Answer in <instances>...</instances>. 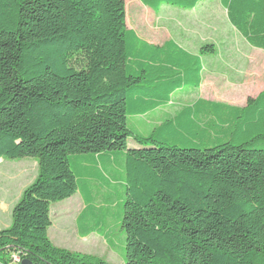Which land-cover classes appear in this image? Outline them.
<instances>
[{"label": "trees", "instance_id": "trees-1", "mask_svg": "<svg viewBox=\"0 0 264 264\" xmlns=\"http://www.w3.org/2000/svg\"><path fill=\"white\" fill-rule=\"evenodd\" d=\"M139 1L158 12L201 0ZM218 1L264 50V0ZM211 53L210 43L191 53L173 39L139 38L126 27L125 0H0V158L37 164L0 229V264H111L55 246L47 232L51 203L80 190V233L114 246L105 219L113 199L84 191L70 163L105 152L123 156V264H264V89L243 106L198 98L148 137L127 125L178 88H198Z\"/></svg>", "mask_w": 264, "mask_h": 264}, {"label": "rangeland", "instance_id": "rangeland-1", "mask_svg": "<svg viewBox=\"0 0 264 264\" xmlns=\"http://www.w3.org/2000/svg\"><path fill=\"white\" fill-rule=\"evenodd\" d=\"M126 0L125 23L127 28L134 29L141 38L162 42L174 39L186 50L198 51L204 44H212L215 52L202 57V83L199 88L182 87L166 107L145 115H128L127 125L133 135L148 137L157 123L167 119L181 106L190 104L195 98H241L243 104L247 93L255 94L264 86V52L251 48L239 33L229 24L224 9L218 0H203L193 9H181L163 4L158 14L136 10L134 2ZM143 8V7H142ZM243 102V103H242ZM168 143L182 146L177 139ZM129 144H136L129 139ZM137 146V144H136ZM36 161L32 158L0 160V228L11 223V208L18 201L23 189L28 186L37 174ZM115 202L109 215H105L110 226L111 247L107 241L91 237L78 238L74 213L82 206L80 199L66 204L63 201L51 203L49 215L54 225L48 230L52 240L58 236V221H67V232L64 227L58 241L66 249L98 256L111 264H123L125 233L121 227L120 211L123 203V188L116 186ZM76 196V195H75ZM68 207V208H66ZM65 212L63 215L58 213ZM69 212V213H66ZM67 222V223H68ZM67 233V234H66ZM99 239V241H98ZM63 248V247H62Z\"/></svg>", "mask_w": 264, "mask_h": 264}, {"label": "crops", "instance_id": "crops-1", "mask_svg": "<svg viewBox=\"0 0 264 264\" xmlns=\"http://www.w3.org/2000/svg\"><path fill=\"white\" fill-rule=\"evenodd\" d=\"M201 1H203V0H201ZM197 5H196V7H197ZM134 6H135V8H137L136 10H138V11L140 10L141 12H146V13L152 12V13L158 14L161 11V7H160L158 12H154L151 8L145 6L139 0H136L134 2ZM125 7H126V0H125ZM225 13H226V11H225ZM129 29H132V28H129ZM132 30H134V29H132ZM135 33H136V35L139 38H141L136 31H135ZM141 39H143V40H145V41H147L148 43H151V44L161 45L165 41H167L169 39H172V38H168V39H166V40H164V41H162L160 43L159 42H155L154 40H148V39H144V38H141ZM242 39L251 48L264 52L263 49L252 47L243 37H242ZM190 52L191 53H198L199 49H198V51H195V52L194 51H190ZM214 52H215V49H214ZM201 83H202V79H201ZM201 83H200V85H201ZM183 88L180 87L177 90H175L171 94L170 101L164 107L168 106L172 102L173 97L176 94H178L180 91L184 90ZM263 89H264V86L255 94L247 93V95L243 99L244 100L243 101L244 103L242 102L243 104L239 103L240 100H241V98L239 99V97H237V98H235V97L234 98H230L229 97V98H226V99H218V98H216V99H214V98L208 99V98H203V97H197L192 102H194L198 98H203V99H206V100H209V101L222 102V103H227V104L234 105V106H243V105H245V102H246L248 97H255ZM157 109H159V108H157ZM157 109H155V110H157ZM146 114H148V113H146ZM128 146L129 147H136V144H134V145L133 144H128ZM0 160H1V158H0ZM70 163L77 170V172L80 173V175L83 176V177L80 176L79 178H80V181L84 184L82 186V189H84V191L89 189L92 194H94V195H96L98 197H101V198L109 197V198L113 199V201H114L115 198H116L114 193L116 192L115 189H116L117 184L120 187L123 188L124 184H123V177H122V172H123V156H122V154H117V152H105V153L94 154V155L84 154V155L71 156L70 157ZM76 199H80L81 202H82L81 208L78 210V212L74 213L76 215L74 217V219H75V225L77 226L76 233H77L78 238L91 237V238H93V240L94 239L97 240V238H101L102 240L106 241L105 236L100 234V233H98L97 231H91L90 233H87L85 235L80 233L79 228H78L79 218L81 217V215L85 211L88 210V208L85 206L83 192L79 190V191L75 192L71 197H69V198H67L65 200H62V201L65 203V205L66 204L70 205V203L72 201L76 200ZM115 205H118V203L116 204V202L114 201L113 206H115ZM66 208H68V207H66ZM94 210L96 212L99 211L98 205H96V208H94ZM89 211H91V210H89ZM66 213H69V212H66ZM58 214L59 215H63V214H65V212L63 211V212L58 213ZM50 219H51V225L49 226L48 230L50 228H52V225H54L53 217L50 216ZM56 220L58 221V223H56V225L58 226V236H57V238L55 240H52L51 237L49 236V234H48V237H49L50 241L55 246L65 248V246H61L62 242L58 241V239H59V236H61V233H65V232H62V230H60V228L64 227L66 232H67V228H66L67 226L66 225L69 224V222L67 221L68 223L67 222L64 223V222H62L63 220H61L60 218H58V219L56 218ZM0 229H2V228H0ZM98 241H99V239H98Z\"/></svg>", "mask_w": 264, "mask_h": 264}, {"label": "water", "instance_id": "water-1", "mask_svg": "<svg viewBox=\"0 0 264 264\" xmlns=\"http://www.w3.org/2000/svg\"><path fill=\"white\" fill-rule=\"evenodd\" d=\"M22 264H30V263H26V261L24 260V261H22Z\"/></svg>", "mask_w": 264, "mask_h": 264}, {"label": "built area", "instance_id": "built-area-1", "mask_svg": "<svg viewBox=\"0 0 264 264\" xmlns=\"http://www.w3.org/2000/svg\"><path fill=\"white\" fill-rule=\"evenodd\" d=\"M17 259V258H16Z\"/></svg>", "mask_w": 264, "mask_h": 264}]
</instances>
